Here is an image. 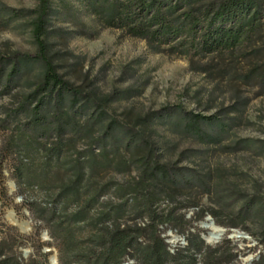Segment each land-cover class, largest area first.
<instances>
[{"label": "trees", "instance_id": "trees-1", "mask_svg": "<svg viewBox=\"0 0 264 264\" xmlns=\"http://www.w3.org/2000/svg\"><path fill=\"white\" fill-rule=\"evenodd\" d=\"M51 1L38 0L33 10L30 32L36 51L11 56L0 53L5 89L33 68H40L36 87L21 104L22 108L29 105L26 128H20L17 137L5 138V147L0 146V164L14 151L18 155L14 167L16 184L20 186L27 179L32 187L43 190V203L23 199V204L47 228L57 248L58 264H235L238 251L229 239L207 244L201 238L204 232L190 231L192 220L185 212L199 205L176 201L174 190L183 179L180 168L159 163L151 151L141 158L126 157L140 144L148 146L144 137H119L118 126L113 123L103 127L105 109L85 116L96 108L93 94L64 79L48 55L45 35ZM76 1L77 10L90 16L98 26L143 39L155 52L222 58L250 48L254 57L263 56V62L253 66L245 78H255L264 93V54L260 55L257 45L264 32L261 0ZM209 69L206 65L200 67L204 73ZM82 115L89 146L79 153L71 151L74 146L70 137L61 135L73 131ZM182 118L185 128L200 136L197 138L202 142L221 141V137H209L200 127L203 122L223 130L220 117L183 112ZM94 124L102 127L100 137H90ZM26 131L30 135L22 137ZM51 133L56 136L55 141L47 137ZM134 164L136 174L123 178ZM102 173L120 174L122 178L104 182ZM18 193L22 194L20 188ZM263 208V204L250 200L239 209L235 217L238 220L227 225L246 229L243 216L248 212L264 214L260 213ZM207 211L215 216L213 209ZM203 212L199 208L194 218H201ZM167 229L183 235L186 244L173 247L171 252ZM0 264L44 263L38 256L22 262L14 245H6L1 239ZM250 264H264V252Z\"/></svg>", "mask_w": 264, "mask_h": 264}, {"label": "rangeland", "instance_id": "rangeland-1", "mask_svg": "<svg viewBox=\"0 0 264 264\" xmlns=\"http://www.w3.org/2000/svg\"><path fill=\"white\" fill-rule=\"evenodd\" d=\"M37 2L0 0L2 55L36 51L30 21ZM77 9L76 0H52L45 40L55 70L74 86L93 94L96 108L85 116L105 109L103 127L113 123L118 126L119 137H144L148 146L140 144L126 157L141 158L151 151L159 163L181 169L183 179L174 190L175 199L199 205L185 212L192 220L190 231L205 234L206 229L199 222L209 216L215 225L225 229L217 243L229 239L235 244L238 251L235 264H246L251 257L262 254L264 214L244 215L246 229L227 224L238 220L235 217L246 202L253 200L264 205V93L255 78H245L253 66L263 62V56L254 57L250 48L222 58L155 52L143 39L125 35L118 29L102 28ZM257 45L260 55L264 54V32ZM205 65L210 66L208 73L200 70ZM39 72V67L33 68L6 89L5 69L0 74V146L5 147V138L17 137L16 132L26 128L29 105L22 108L21 104L36 87ZM183 112L220 117L223 130L203 122L200 127L209 137H221V141L198 139L200 136L185 128ZM84 118L82 115L77 120L73 131L61 135L70 137L74 146L71 151L83 153L88 149ZM98 125L92 126L90 137H100L102 127ZM23 133L22 137L30 135L29 131ZM47 137L55 141L56 136L51 133ZM17 161L18 155L13 151L0 164V240L14 245L22 262L38 256L44 264H58L57 248L47 228L23 204V199L43 203L46 197L43 190L32 187L27 179L20 186L16 184ZM136 172L134 164L123 178ZM101 177L104 182L122 178L114 173H102ZM19 188L22 194L18 193ZM199 208L204 210L203 215L194 218ZM208 208L213 209L215 216L208 213ZM260 213H264V208ZM18 223H26L27 231ZM236 230L243 232V237L228 238ZM165 235L171 248L186 244L183 235L174 230L168 234L167 229Z\"/></svg>", "mask_w": 264, "mask_h": 264}, {"label": "bare ground", "instance_id": "bare-ground-1", "mask_svg": "<svg viewBox=\"0 0 264 264\" xmlns=\"http://www.w3.org/2000/svg\"><path fill=\"white\" fill-rule=\"evenodd\" d=\"M14 222L16 221L14 220ZM201 224L203 225V228L206 229L205 238L209 243H213L214 241L219 240L220 236L225 233V229L215 225L214 222L205 221ZM18 225L21 227L22 230L27 231V228L25 227L24 223H18ZM237 235H239V237H243V234L238 231L235 232V235H233V237H237Z\"/></svg>", "mask_w": 264, "mask_h": 264}, {"label": "water", "instance_id": "water-1", "mask_svg": "<svg viewBox=\"0 0 264 264\" xmlns=\"http://www.w3.org/2000/svg\"><path fill=\"white\" fill-rule=\"evenodd\" d=\"M205 221H210V222H213V220L208 216L207 218H205L204 219V221H202V222H205ZM202 222H199V225L201 226L202 224ZM24 224H26V223H24ZM237 231V230H236ZM241 233H243V232H241ZM168 234H171V232L169 231L168 232ZM201 238L205 241V243H207V244H215V243H217L218 242V240H216V241H214L213 243H209L207 240H206V238H205V234L204 233H202L201 234ZM228 238H230V239H232L233 238V235L231 234L230 236H228ZM239 238V235H237V237H235V239H238ZM53 263H56V257H55V255H53ZM253 260V258L251 257L249 260H248V262L246 263V264H250L251 263V261Z\"/></svg>", "mask_w": 264, "mask_h": 264}, {"label": "built area", "instance_id": "built-area-1", "mask_svg": "<svg viewBox=\"0 0 264 264\" xmlns=\"http://www.w3.org/2000/svg\"><path fill=\"white\" fill-rule=\"evenodd\" d=\"M168 241V240H167ZM169 243V242H168ZM170 251L173 252V248L170 247ZM126 264H131V261L127 262Z\"/></svg>", "mask_w": 264, "mask_h": 264}]
</instances>
